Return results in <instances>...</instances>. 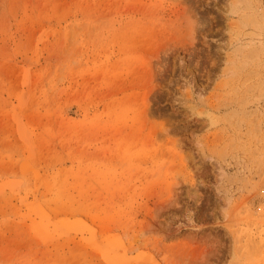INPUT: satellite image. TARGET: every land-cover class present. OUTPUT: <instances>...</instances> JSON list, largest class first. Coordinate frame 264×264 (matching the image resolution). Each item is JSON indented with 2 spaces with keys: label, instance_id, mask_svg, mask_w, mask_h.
Here are the masks:
<instances>
[{
  "label": "rangeland",
  "instance_id": "374dc122",
  "mask_svg": "<svg viewBox=\"0 0 264 264\" xmlns=\"http://www.w3.org/2000/svg\"><path fill=\"white\" fill-rule=\"evenodd\" d=\"M235 4L0 0V264H264V37Z\"/></svg>",
  "mask_w": 264,
  "mask_h": 264
},
{
  "label": "bare ground",
  "instance_id": "6f19581e",
  "mask_svg": "<svg viewBox=\"0 0 264 264\" xmlns=\"http://www.w3.org/2000/svg\"><path fill=\"white\" fill-rule=\"evenodd\" d=\"M239 4H243L244 8L254 12V14L252 15L249 22H252L251 24L255 27V29H257L259 32H261V33H257V35L264 37V1L263 0H236V4H235L233 9L238 8ZM259 48L262 49V51L264 50V42H263V44H261V46ZM257 53H258V51L255 50L252 53L248 52V55H249V57H253V56H256ZM248 55H247V57H248ZM212 123H214V121H212ZM128 251H129V248L121 242L115 248V255L116 254L117 255H120V254L126 255L128 253ZM105 254L108 256L110 255L109 251H107V250L105 251Z\"/></svg>",
  "mask_w": 264,
  "mask_h": 264
}]
</instances>
